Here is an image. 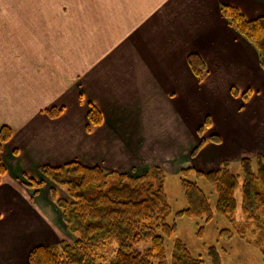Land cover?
Wrapping results in <instances>:
<instances>
[{
	"label": "crops",
	"instance_id": "crops-1",
	"mask_svg": "<svg viewBox=\"0 0 264 264\" xmlns=\"http://www.w3.org/2000/svg\"><path fill=\"white\" fill-rule=\"evenodd\" d=\"M223 5L247 19L264 14V0H0V129L12 132L1 156L0 264H27L34 247L63 236L53 202L30 186L44 181L43 166L133 174L163 169L169 146L181 167L257 166L264 72L255 48L221 16ZM192 54L208 71L200 83ZM90 105L102 123L89 132ZM51 108L61 114L49 116Z\"/></svg>",
	"mask_w": 264,
	"mask_h": 264
},
{
	"label": "trees",
	"instance_id": "trees-1",
	"mask_svg": "<svg viewBox=\"0 0 264 264\" xmlns=\"http://www.w3.org/2000/svg\"><path fill=\"white\" fill-rule=\"evenodd\" d=\"M220 13L228 25L255 48L264 72V14L247 19L238 9L226 5L220 7ZM187 62L197 81L202 82L208 74L202 60L192 54ZM248 95V90L242 93L243 100ZM61 111V108H51L47 114L57 117ZM87 119L89 132L102 123L93 105L88 108ZM209 126L210 120L206 118L197 134L202 137ZM11 136L10 129H0V184L7 173L1 155ZM209 140L219 142L214 135ZM205 142L206 139H201L192 157ZM256 164L253 169L251 161L243 159L238 172L229 164L208 172L182 169L179 181L186 207L174 216L201 222L197 236L202 237L204 225L219 214L230 228L221 229L218 237L230 241L238 236L259 250L261 264H264V156L258 155ZM40 172L54 186L63 189L69 199L55 197L54 204L66 230L75 240H61L54 246H36L29 252L27 264H205L175 237L173 210L164 188L166 174L160 168L131 175L69 162L59 167L43 166ZM191 174L193 179L189 178ZM199 179L211 185L214 205L198 185ZM43 185L42 181L30 182L36 189ZM238 209L241 220H237ZM212 251L210 257L218 264L219 253L215 249Z\"/></svg>",
	"mask_w": 264,
	"mask_h": 264
},
{
	"label": "rangeland",
	"instance_id": "rangeland-1",
	"mask_svg": "<svg viewBox=\"0 0 264 264\" xmlns=\"http://www.w3.org/2000/svg\"><path fill=\"white\" fill-rule=\"evenodd\" d=\"M210 127L211 126H209L208 129H210ZM171 148L172 146L167 147L164 151V154H161L163 158H166V161L162 159L161 165L163 164L164 166L162 165L163 169L160 167L159 168L163 170L164 173L167 174L164 179V188L167 194L169 204L171 205V208L173 210L171 219L172 218L175 219V225H176L175 237L182 240L187 245L190 252L194 256H200L201 259L204 260L205 264H215L212 261V258L210 257V255L213 253L212 250L214 249L216 250V252L219 253L220 259H219L218 264H261V254L256 247L248 245L243 240L239 239L238 236H234L233 239H231L230 241H227V240L224 241L218 237V232L221 229L230 228L227 220L223 218L222 216H220L219 214H215L213 220L210 223L204 225L205 230H204L202 237L197 236L198 226L201 225V222L191 219V218H187V217L177 218L174 216L175 212L181 209H184L186 207V201L183 197L181 187H180V181H179L180 173L179 172L185 168H193V164L188 163L186 167H181L178 161L172 159L174 156L172 152H170ZM4 150H5V147H4ZM169 157L171 158L170 160L168 159ZM180 157L185 158L186 156L182 155L181 153L179 154V158ZM256 157L254 158L255 163H256ZM196 164H199V165H194V166H196L197 170L201 172H204L207 169V167H205V165H203L202 162H200L199 160L197 161ZM219 166L220 165H217L213 169H216ZM144 170L146 169H142L139 172H133V174L131 175L141 174L145 172ZM176 172H178V174H176L175 176ZM205 172H208V171H205ZM193 176L194 175L191 174L189 178L193 179ZM42 182L44 183V185L40 187V189H44L45 190L44 196L48 198V200H51L53 202V204H50V206L51 208L55 209L54 216L56 217L55 225L57 227V230L60 229V224H61L63 236L61 235V237L59 236V238L61 240H68L70 242L74 241L75 240L74 236L71 235L66 230V227L63 223L58 221L59 219V217H57L58 208L54 204L55 197H62L67 200L69 199L67 198L63 189L54 186V184H52L50 181L46 180L45 178H44V181ZM198 185L209 196L211 204L214 205L215 195L212 192L211 185L205 179H199ZM241 219H242L241 212H240V209H238L237 220H241ZM206 247H208L210 251L206 249ZM209 252L211 254H209Z\"/></svg>",
	"mask_w": 264,
	"mask_h": 264
}]
</instances>
